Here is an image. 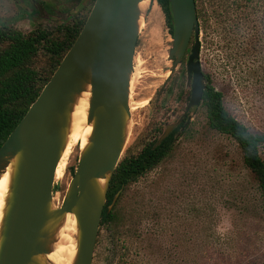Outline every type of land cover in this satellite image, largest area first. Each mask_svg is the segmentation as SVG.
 <instances>
[{"label":"rangeland","instance_id":"rangeland-1","mask_svg":"<svg viewBox=\"0 0 264 264\" xmlns=\"http://www.w3.org/2000/svg\"><path fill=\"white\" fill-rule=\"evenodd\" d=\"M91 7L83 9L77 0H0V27L23 34L36 30L54 33L85 16ZM210 23L206 35L201 32L200 37V68L210 79L205 86L210 84L222 93L225 109L249 131L264 133V53L256 64L260 66L257 72L243 71L238 52L233 53V63L221 65ZM172 43L170 26L150 0L134 49L131 115L121 159L136 156L147 144L159 140L165 126L182 119L190 92L186 62L193 37L173 73L169 60ZM39 55L37 67L45 64L44 55ZM187 116L190 121L175 137L169 155L122 193L115 206L114 234L129 237L132 256L140 264H264L261 200L239 147L229 136L209 128L202 104ZM260 156L264 161V145ZM78 158L79 150L73 148L57 181L54 200L58 207ZM152 230H158L159 236ZM112 234L100 231L93 264H115Z\"/></svg>","mask_w":264,"mask_h":264},{"label":"water","instance_id":"water-1","mask_svg":"<svg viewBox=\"0 0 264 264\" xmlns=\"http://www.w3.org/2000/svg\"><path fill=\"white\" fill-rule=\"evenodd\" d=\"M142 1H94L73 45L0 147V177L12 166L0 226V264H48L46 256L68 214L74 216L77 226L72 264H92L109 183L127 140ZM169 4L174 26L171 73L193 37L186 62L190 86L186 115L200 105L206 89L199 62L201 29L194 0H169ZM88 86L87 122L92 132L79 152L77 168L58 207L55 172L66 148L74 103ZM174 127L168 126L160 141Z\"/></svg>","mask_w":264,"mask_h":264},{"label":"trees","instance_id":"trees-1","mask_svg":"<svg viewBox=\"0 0 264 264\" xmlns=\"http://www.w3.org/2000/svg\"><path fill=\"white\" fill-rule=\"evenodd\" d=\"M194 1L201 32L204 35L212 22L220 64L235 61L233 53L237 55L238 52L241 63L239 66L243 71L257 72L260 66L256 64L259 63L260 55L264 53V0ZM152 2L156 3L163 13L173 34L169 0ZM90 10L85 16L75 19L54 33L36 30L23 34L13 29H0V147L22 120L73 45ZM203 41L206 42V37ZM40 53L44 55L45 64L37 67ZM204 78L207 82L210 80L208 75H204ZM202 105L206 107L209 128L229 136L239 147L244 166L256 180L264 215V161L260 156V147L264 145V133L249 131L231 116L224 107L222 93L216 91L210 84H207L203 93ZM177 132L178 128L161 142L158 143L156 140L147 144L136 156L121 159L112 174L98 235L102 229L113 232L115 264H140L132 256L133 249L127 240L129 237L120 236L118 232L114 234L116 231L114 225L117 222L116 203L132 183L155 169L169 155ZM116 195L118 197L113 204ZM111 205L112 208L109 210ZM152 231L155 236H159L158 230Z\"/></svg>","mask_w":264,"mask_h":264},{"label":"bare ground","instance_id":"bare-ground-1","mask_svg":"<svg viewBox=\"0 0 264 264\" xmlns=\"http://www.w3.org/2000/svg\"><path fill=\"white\" fill-rule=\"evenodd\" d=\"M150 0H143L139 9L143 15L145 7L149 5ZM141 15V17H142ZM139 20V27L141 24ZM133 77V76H132ZM130 85L131 82H130ZM90 100V87L80 94L73 106L70 116V124L68 130L67 144L61 161L55 172V181H59L63 176V171L66 167L67 160L71 155L73 148H78L82 151L88 144V139L92 132V125L87 122ZM12 166H8L5 173L0 177V226L4 214L6 200L8 197ZM77 226L73 215H66L61 223L60 229L56 236V243L52 246L51 253L46 256L48 264H72L75 258Z\"/></svg>","mask_w":264,"mask_h":264},{"label":"flooded vegetation","instance_id":"flooded-vegetation-1","mask_svg":"<svg viewBox=\"0 0 264 264\" xmlns=\"http://www.w3.org/2000/svg\"><path fill=\"white\" fill-rule=\"evenodd\" d=\"M94 1L95 0H77V4H79V6H81L83 9H85V7L87 6V5H89V4H92V6H93V4H94ZM92 8V7H91ZM36 12L38 13V14H41V10L40 9H37L36 10ZM0 29H12V28H9V27H6V26H4V25H2L1 27H0ZM13 30H15V29H13ZM173 31H174V29H173ZM173 62V61H172ZM180 63V62H179ZM175 71V70H174ZM173 71V72H174ZM171 72V71H170ZM172 72V73H173ZM204 75V74H203ZM166 82H168V79L166 80ZM164 87V86H163ZM189 98H190V92H189ZM189 98H188V102H189ZM188 102H187V104H188ZM187 104H186V107H187ZM200 104H202V101H201V103ZM198 107V106H197ZM196 108V107H195ZM193 109V108H192ZM185 110H186V108H185ZM189 113V112H188ZM187 113V114H188ZM185 114V111H184V113H183V115H182V119L180 120V121H178L176 124H172V125H175V127L169 132V134H171V132L174 130V129H176V128H178V132H177V134L179 133V131L180 132H183V129L187 126V124L189 123H187V118H189V116H187V114L186 115H184ZM184 118H186V121L183 123L182 121H183V119ZM186 125V126H185ZM168 126H171V125H168ZM168 126H165V128H164V131H163V133L161 134V136H160V138L162 137V135L164 134V132H165V130H166V128L168 127ZM168 134V135H169ZM177 134H176V136H177ZM167 135V136H168ZM166 136V137H167ZM175 136V137H176ZM160 138H159V140H158V143L159 142H161L160 141ZM165 139V138H164ZM163 139V140H164ZM175 140H176V138H175ZM92 264H93V262H92Z\"/></svg>","mask_w":264,"mask_h":264}]
</instances>
